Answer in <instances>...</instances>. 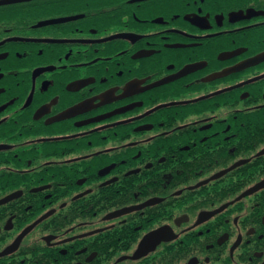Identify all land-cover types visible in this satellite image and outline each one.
Instances as JSON below:
<instances>
[{"label":"flooded vegetation","instance_id":"1","mask_svg":"<svg viewBox=\"0 0 264 264\" xmlns=\"http://www.w3.org/2000/svg\"><path fill=\"white\" fill-rule=\"evenodd\" d=\"M0 264H264V0L0 3Z\"/></svg>","mask_w":264,"mask_h":264},{"label":"water","instance_id":"2","mask_svg":"<svg viewBox=\"0 0 264 264\" xmlns=\"http://www.w3.org/2000/svg\"><path fill=\"white\" fill-rule=\"evenodd\" d=\"M31 0H0V3H12V2H28Z\"/></svg>","mask_w":264,"mask_h":264}]
</instances>
